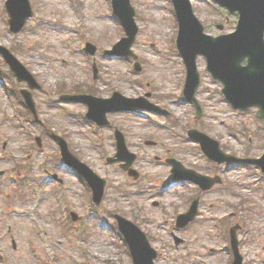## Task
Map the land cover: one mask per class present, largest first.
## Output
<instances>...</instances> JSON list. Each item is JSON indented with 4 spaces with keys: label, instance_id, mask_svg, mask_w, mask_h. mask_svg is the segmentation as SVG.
I'll use <instances>...</instances> for the list:
<instances>
[{
    "label": "rangeland",
    "instance_id": "rangeland-1",
    "mask_svg": "<svg viewBox=\"0 0 264 264\" xmlns=\"http://www.w3.org/2000/svg\"><path fill=\"white\" fill-rule=\"evenodd\" d=\"M31 2L34 16L18 34H13L0 16V43L14 47L42 84L41 89L33 90L41 120L38 123L28 122L27 112L13 99L9 80L4 75L0 80V170L16 173L13 180L9 173L0 176V264H131L122 234L114 225V212L137 222L153 236L152 244L160 252L157 264H230L233 254L224 230L236 223L242 225L238 238L246 263L264 264L257 262L258 256L264 257V181L257 175L260 168L250 165L251 169H246L243 162L209 164L194 149V141L175 137L166 129L172 119L177 120V134L184 135L191 127L205 128L227 152L240 158L261 152L264 142L254 111L238 116L227 106L218 92L222 84L210 76L204 57L198 58L202 79L197 96L202 114L197 119L195 107L186 100L179 101L185 69L171 48L169 37L172 29V38L176 36V21L172 14L165 17L168 0H131L140 26L132 46L142 67L138 73L129 70L134 69L133 60L114 59L104 51L118 40V34H124L119 21L110 18V0ZM210 3L194 0L207 30L215 35L232 31L237 16L223 17ZM0 10L7 20L5 1ZM84 37L98 47L96 79L89 68L92 60L88 62L80 50ZM1 69L8 70V66L0 56ZM79 84H92L102 96H110L115 90L128 96L147 94L149 100L172 113H151L158 123L119 112L109 115L108 126L91 129L90 124H77L76 119L69 118L79 116L84 105L58 102L62 95L59 88L71 91ZM115 124L127 136L129 150L138 155L132 164L138 176L128 174L121 161H107L115 152L111 129ZM46 129L66 134L76 157L107 180L100 205L95 207L79 174L55 162L59 147ZM38 135L42 136L41 146L35 140ZM169 157L201 173L218 174L222 180L200 195L199 214L186 227H178L176 218L188 210L196 186L186 180L163 185L173 176L166 162ZM71 210L79 214L78 220L67 215Z\"/></svg>",
    "mask_w": 264,
    "mask_h": 264
},
{
    "label": "water",
    "instance_id": "water-1",
    "mask_svg": "<svg viewBox=\"0 0 264 264\" xmlns=\"http://www.w3.org/2000/svg\"><path fill=\"white\" fill-rule=\"evenodd\" d=\"M263 3L264 1H261L258 4L257 0H252L251 5H250V10L248 11V16L252 17V19L254 20L253 23L260 26L262 29H264V19L259 21L258 17L259 16L264 17V4ZM124 4L131 12L128 0H124ZM256 4L259 5V6L257 5L258 8L255 7ZM255 8H256V11L254 12ZM254 14H255V19H254ZM254 42H255L254 45H249L251 47V50L249 52L251 53V57H252V66L250 68L240 69L239 66L236 65V70L232 72L230 70L229 65L226 62L223 64L224 68L228 69L231 72V75H233L232 87H235L241 91H250L251 99H255L258 96V93L260 92L264 94V68H261V69L258 68L259 64L264 65V62H262L261 60L262 51L259 48V46H257L256 41ZM226 79L230 85L229 77H226ZM261 106L264 108V103L261 104ZM260 114L264 116V109L262 110V112H260ZM262 161L264 160H259V162H262ZM262 165L264 167L263 162H262ZM178 168H181L180 164H178ZM102 191H103V188H101L100 193H97L96 200L98 202L101 200ZM195 207L196 205L194 206V209L191 212L182 215L184 218V221L181 223V225H186L190 220L194 218ZM123 221L128 223L125 220ZM122 228L125 231L127 238L130 242L131 249L133 250V255L135 257V264H153L152 259L156 255V253L151 249L145 234L141 232L134 225H131V227L125 226V228L122 226ZM238 261L239 259L237 258L236 264H238Z\"/></svg>",
    "mask_w": 264,
    "mask_h": 264
},
{
    "label": "bare ground",
    "instance_id": "bare-ground-1",
    "mask_svg": "<svg viewBox=\"0 0 264 264\" xmlns=\"http://www.w3.org/2000/svg\"><path fill=\"white\" fill-rule=\"evenodd\" d=\"M254 19H255V14H254ZM262 19H264V17L259 16L258 20L261 21ZM192 28L194 29V25H192ZM193 29H189L187 30L188 32H192L194 31ZM251 50V47L248 44V41L246 38H239L237 41L234 42V44H232V46L228 49H223V57L220 60V63L222 64V66H220V64L218 63V60L216 59V54L213 56V64L215 65V68L217 70V72L221 75H225L226 77H229V82L230 85L232 86L233 83V75H231V72L224 68L223 64L226 62L229 67L230 70L233 72L236 70V65H235V61L236 59L244 52H248ZM225 59V60H224ZM258 68H264L263 64H259Z\"/></svg>",
    "mask_w": 264,
    "mask_h": 264
}]
</instances>
